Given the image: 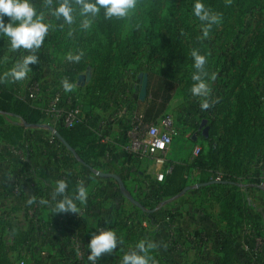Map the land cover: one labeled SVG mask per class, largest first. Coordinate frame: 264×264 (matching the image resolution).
Returning a JSON list of instances; mask_svg holds the SVG:
<instances>
[{"label":"crops","instance_id":"1","mask_svg":"<svg viewBox=\"0 0 264 264\" xmlns=\"http://www.w3.org/2000/svg\"><path fill=\"white\" fill-rule=\"evenodd\" d=\"M253 45L251 39L243 48L245 50ZM142 74L146 73L129 67L123 75L117 95L93 102L81 95L87 87L77 85L71 91H65L54 79L45 78L47 84L40 88V98L32 101L34 106L46 109L55 95L59 98L56 109L74 104L79 106L80 114L92 136L105 146L103 154L92 158L93 168H87L73 159L75 153L50 131L48 126L53 125L50 113H47L42 126L25 128L24 138L17 145L6 143L0 136L1 147L11 151L7 152L9 156L0 151V223L16 224L27 233V240L9 252L13 262L26 257L31 261L27 264H77L78 251L74 247L76 239L84 242L83 250L90 255L88 243L91 236L100 230L110 229L116 233L117 247L111 254L101 253L96 260L97 264H122L124 255L138 251L137 245L141 242L145 243L146 248L152 244L153 247L147 250V256L159 258L164 264L181 263V259L187 261L189 251H195L198 247L200 254L192 259L195 264H214L222 256L212 235L214 230L229 235L239 250L248 255L247 262L264 264V141L255 158L238 177L247 200V217L242 224H229L221 216L219 199L225 188L218 185L203 189L191 188L175 197L160 196L158 191L163 169L155 165L153 160L134 157L127 149L129 132L137 123H150L168 114L167 106L158 115L145 113L151 92L148 82L145 99H139L140 86L137 81ZM258 77L264 83V76ZM70 80V77L65 79L69 83ZM201 115L203 113H183L182 124H176L174 120V142L166 157V161L171 163L189 166L188 176L192 179H188V182H195L199 174V170L191 166L194 158L192 148L194 144H199L200 138L198 127L193 131L192 124ZM210 115L218 122L222 117L220 113ZM3 120L0 122V133L7 130L9 123L16 118L4 115ZM218 130L223 133L222 126ZM36 131H39V147L33 150L37 156L33 159L20 157V150L27 143L28 134ZM216 138L219 140L221 136L216 135ZM53 141L69 152L72 159L70 164L64 163L52 152L56 148ZM67 165L71 166V173L67 172L70 171ZM219 171L221 173L222 169ZM98 172L112 173L117 179L100 176ZM31 174L35 176L36 184L28 188L26 181ZM63 175L74 176L78 180V189L81 186L86 189L87 195L83 202L77 199L78 196L74 199L76 212L55 210V189ZM137 181L148 182L147 188L137 193L133 188V183ZM17 182H23L25 188L29 189L21 197L10 192V186ZM154 193L159 199L150 210L135 203L136 194L140 198H149L152 203L150 198ZM125 200H130L137 211L129 209V213L125 212ZM128 223L132 228L130 235L125 233L124 228ZM187 238H192L190 247L187 246ZM3 239L10 243L6 231ZM241 264L247 263L243 261Z\"/></svg>","mask_w":264,"mask_h":264},{"label":"rangeland","instance_id":"2","mask_svg":"<svg viewBox=\"0 0 264 264\" xmlns=\"http://www.w3.org/2000/svg\"><path fill=\"white\" fill-rule=\"evenodd\" d=\"M31 2L37 13L43 14V22L49 25L41 47L35 51L23 48L13 51L9 38L0 34V69L5 70L7 66L13 68L27 55H40V68L35 69L30 64L26 78L13 81L18 95L26 96L31 86L37 84V100L40 98V88L47 84L45 78L54 79L58 86L63 87L65 79L70 77L72 86L87 87L81 94L87 101L113 98L121 88L123 75L129 67H133L147 74L151 98L160 93L164 79L171 83L172 98L167 103L166 113L173 117L176 124H182L183 113H220L222 117L225 113H236V104L228 95L238 79L229 63L233 59H242L243 47L264 27V0H250L242 10L233 4L234 0H136V7L130 10L127 17L110 19L105 18L103 8L96 16L83 15L79 0ZM65 2L72 8L73 20L70 24L62 16L58 18L53 14V10ZM197 2L203 3L210 16L217 17L216 22L201 21L194 15L193 9ZM4 19L6 23L9 22L8 17ZM85 21L88 22V27H84ZM148 27L153 30L152 38L146 33ZM193 51L206 59L200 75L209 88L207 97L192 93V88L197 83L193 80V75L199 71L194 66ZM70 55H79L80 59L70 60ZM87 71L91 78L81 85L78 76L85 75ZM141 79L142 76L137 81L139 86ZM250 81L259 95L260 108L264 110V83L254 73ZM239 86L243 85H237V89ZM156 101L159 102V98ZM205 101L209 104L206 109L201 107ZM202 122L203 125H200ZM219 122L216 121L215 134L221 136L222 132L218 129L221 130L222 123ZM208 125V118L198 117L197 121L193 120V131L198 127V131H205L206 136ZM50 126L54 127L52 124ZM213 141L219 143L220 139L217 140L215 136ZM26 142L20 154L17 153L25 159H33L37 156L33 148L39 147V131L29 133ZM52 143L56 144L54 141ZM201 143L199 138L198 145L201 146ZM0 149L5 156H9V149L1 145ZM52 152L64 163L70 164L72 161L69 152L61 145L56 144ZM146 159L152 160L151 157ZM67 172L71 173V169ZM189 183L194 184L192 181ZM147 184L145 181H137L133 183V188L138 193L147 188ZM138 196L136 194L134 200L139 201L147 211L159 199L157 195H151V203L149 198ZM124 207L127 213L130 210L137 211L130 200H125ZM124 228L125 233L130 235L131 224H126ZM0 234L4 237L5 232L1 233L0 230ZM191 235L193 234H189ZM191 239L187 238L188 247L192 246ZM199 254V247L195 251L190 250L187 261L181 259V263L177 264H195L192 259ZM21 259L26 264L31 263L30 258ZM14 263L18 264L17 261Z\"/></svg>","mask_w":264,"mask_h":264},{"label":"trees","instance_id":"3","mask_svg":"<svg viewBox=\"0 0 264 264\" xmlns=\"http://www.w3.org/2000/svg\"><path fill=\"white\" fill-rule=\"evenodd\" d=\"M234 2L233 4L242 10L248 6L250 0H234ZM146 33L152 38L151 27L146 29ZM252 41L254 45L244 50L240 63L236 64L233 59L230 65L233 67L235 78L238 79L228 95L236 104V113H225L220 119L223 133L219 144L213 141L216 136V118L211 117L210 113L201 115L208 118L209 125L206 136L202 130L198 131L203 144L201 143L200 152L194 156L191 164L192 168L199 170L197 180L193 182L194 184L188 182V179H192L188 176L189 166L167 161L166 165L170 167V172L164 175L159 191L160 196L175 197L184 192L186 187L219 177V182L201 185L197 189L211 185L225 188L219 199L221 216L229 224L235 225L242 224L247 217V200L241 190L238 177L255 158L264 141V110L260 108L259 95L250 81L253 73L264 76V28L253 35ZM35 55L37 63L32 64V67L37 69L40 68L41 61L39 53ZM252 62L257 64L254 65ZM9 71V66L5 70L0 69V122H4V115L15 117L16 120L10 122L8 129L1 132L0 136L6 143L17 145L24 138L25 128L38 126L47 114L45 110L34 106L28 95H18L12 78L6 75ZM239 84L243 86L237 89ZM170 85L169 81L163 80L160 93L152 96L145 113L158 115L165 110L168 101L172 98ZM157 98L159 102L156 101ZM54 128L73 149L75 155L72 158L80 161L87 168H93L92 158L103 154L105 146L92 136L86 122H77L70 128L57 125H54ZM220 169H222L221 173H219ZM64 178L66 197L74 203V199L78 196L77 180L71 175H64ZM0 230L1 233L6 231L10 236V243H7L0 234V264H15L10 259L9 252L27 240V233L10 222L0 223ZM212 235L222 253L214 264H241L243 261L250 264L247 262L248 255L239 250L229 235L221 230H214ZM149 264L164 263L159 258L149 257Z\"/></svg>","mask_w":264,"mask_h":264},{"label":"clouds","instance_id":"4","mask_svg":"<svg viewBox=\"0 0 264 264\" xmlns=\"http://www.w3.org/2000/svg\"><path fill=\"white\" fill-rule=\"evenodd\" d=\"M82 8V14L96 16L100 13L101 8L104 9L105 18H124L129 15L130 10L136 7V0H79ZM194 15L201 21L216 22V16H210L209 12L205 9L203 3L197 2L193 9ZM72 8L67 2L61 3L53 10L56 17H63L67 23H72L73 17L71 15ZM5 17L9 18V22H5ZM44 21L43 14H38L31 0H0V34L8 37L10 46L13 51L20 48L35 51L39 49L44 42L48 33L49 25ZM84 27H88V22L85 21ZM207 34V33H205ZM192 56L195 61V68L198 71L193 75V80L197 83L192 88L193 95L207 97L209 94L208 85L202 80L200 72L203 71V66L206 59L203 55L193 51ZM70 60H79L80 56H69ZM37 63V56L35 54L23 57L13 68L10 69L7 76H10L13 81H20L26 78L30 68V64ZM65 91L72 90V84L67 81L63 82ZM202 108H208L209 104L205 101ZM66 189V183L59 181L56 185V193L63 196ZM79 194L77 199L81 202L86 198V189L81 186L78 190ZM57 212H76V205L67 197L59 200L55 206ZM117 236L113 230H100L98 234L91 236L88 243L90 249L89 260L95 264L96 260L100 257L101 253L111 254L117 247ZM153 247L149 244L147 248L145 243L141 242L137 245L138 251H132L125 254L122 264H149V257L147 256L148 248Z\"/></svg>","mask_w":264,"mask_h":264},{"label":"built area","instance_id":"5","mask_svg":"<svg viewBox=\"0 0 264 264\" xmlns=\"http://www.w3.org/2000/svg\"><path fill=\"white\" fill-rule=\"evenodd\" d=\"M38 93V85L34 84L31 86L30 91L27 93L30 99L35 100ZM59 98L53 96V100L49 103L46 109H43L47 113L52 114L53 126H62L66 128L72 127L75 123L85 121L84 117L80 114V109L78 106L72 105L66 108L56 109L55 105L58 103ZM174 119L170 114L159 116L156 120L142 124L137 123L135 127L129 132V139L127 143L128 151L136 158L143 159L151 157L153 163L163 170L161 171L160 179L163 180V177L166 173L170 172V167L166 165L167 158L166 154L168 153L171 145L174 141ZM200 152V146L194 144L192 148L193 156L198 155ZM64 175L61 177L60 181H64ZM216 179H219L217 177ZM77 180V179H76ZM36 184V178L33 174L28 176L26 185L28 188ZM77 193L78 192V180H77ZM29 189L25 188L23 182H17L10 186V192L15 196L21 197L24 193L28 192ZM56 201L66 197L64 192L63 196L58 195L55 191ZM75 249L78 251V260L77 264H93L89 260V255L84 252V242L77 238L74 245ZM18 264H26V262L21 259L18 261ZM97 264V262H95Z\"/></svg>","mask_w":264,"mask_h":264},{"label":"water","instance_id":"6","mask_svg":"<svg viewBox=\"0 0 264 264\" xmlns=\"http://www.w3.org/2000/svg\"><path fill=\"white\" fill-rule=\"evenodd\" d=\"M91 78V75L89 73V71L86 72L85 75H79L78 76V82H80L81 85H83L85 82L89 81ZM147 74H142V79H141V82H140V89H139V99L141 100H144L146 95H147ZM38 126H42V124H39ZM48 128L50 129V131L72 152L73 149L63 140V138L60 136L59 132L52 126H48ZM98 174L100 176H104V177H113V178H116L117 179V176L112 174V173H104V172H98ZM219 182L218 179H214V180H211L209 182H205V183H197L196 185L192 186V187H186L184 192L191 189V188H198L200 187L201 185H210V184H214V183H217ZM136 204L143 208L139 202H136Z\"/></svg>","mask_w":264,"mask_h":264}]
</instances>
